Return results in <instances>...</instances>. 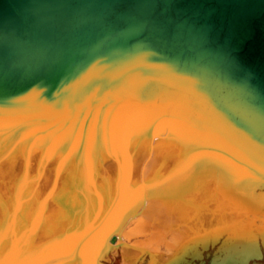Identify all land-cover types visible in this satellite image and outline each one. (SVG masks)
<instances>
[{"label":"water","instance_id":"water-1","mask_svg":"<svg viewBox=\"0 0 264 264\" xmlns=\"http://www.w3.org/2000/svg\"><path fill=\"white\" fill-rule=\"evenodd\" d=\"M149 152L259 223L162 264H264V0H0V264H100Z\"/></svg>","mask_w":264,"mask_h":264},{"label":"bare ground","instance_id":"bare-ground-1","mask_svg":"<svg viewBox=\"0 0 264 264\" xmlns=\"http://www.w3.org/2000/svg\"><path fill=\"white\" fill-rule=\"evenodd\" d=\"M155 139V138H154ZM153 139V140H154ZM161 160L153 158V152H149V155L143 157L140 168L138 170L137 178L142 184V173L147 172V184L143 186L144 189H140L137 198L132 204L127 206L126 210L121 217L116 218L114 226L120 230V236L117 233H113L108 238V243L111 245L109 252L96 251V257L100 264L104 261L112 259L111 262L117 258L118 250L120 251L121 258L119 264H162L164 260L170 255L180 251L183 248L179 246L182 242H187L190 239L196 238V236L203 237L208 234H218L224 232V234H232L235 232L234 223L244 222L242 225L246 227L242 228H256L257 224L247 219L246 221L238 218L226 219V217L214 214L208 208V206L201 201L196 191L204 189L203 182L193 180L171 181L170 178L174 177L171 172L159 173V167L161 166ZM115 168V166H114ZM113 175L101 179L97 182V189L102 193L103 198L107 199V202H111V194L106 193L108 189L106 185L114 183L116 177ZM170 177V178H169ZM113 178V179H112ZM164 180H169L171 185H163ZM173 179V178H172ZM167 182V181H166ZM147 185H150L159 189L160 192H147ZM128 187H125L121 191V201L124 204L129 197ZM141 188V187H139ZM113 194V189L111 190ZM107 194V195H106ZM179 197V207H174L170 201L171 197ZM108 206V205H106ZM108 208V207H106ZM105 210V209H104ZM25 215V212H24ZM108 214L103 213L97 218L99 222L102 220V227L111 225L107 220ZM240 225V224H239ZM23 223L20 224V230L23 231ZM100 230V231H101ZM179 247V248H178ZM216 248V245L209 247L205 251L209 253L210 248ZM188 251V250H187ZM210 254V253H209ZM198 261V260H196ZM195 261V263H196Z\"/></svg>","mask_w":264,"mask_h":264},{"label":"flooded vegetation","instance_id":"flooded-vegetation-1","mask_svg":"<svg viewBox=\"0 0 264 264\" xmlns=\"http://www.w3.org/2000/svg\"><path fill=\"white\" fill-rule=\"evenodd\" d=\"M215 251H216V248H215V247H214V248H210V249H209V253H210L209 255L212 256V255L214 254ZM120 258H121V254H120V251L118 250V254H117V258H116V260L119 261ZM207 260H208V259L205 257V264H207ZM263 261H264V260H263ZM198 262H199V261H196V264H198ZM257 262H259V261H257ZM179 263H180V262H179ZM144 264H147V263H144Z\"/></svg>","mask_w":264,"mask_h":264},{"label":"rangeland","instance_id":"rangeland-1","mask_svg":"<svg viewBox=\"0 0 264 264\" xmlns=\"http://www.w3.org/2000/svg\"><path fill=\"white\" fill-rule=\"evenodd\" d=\"M112 261V259L110 258V260H106V261H104L105 262V264H119L118 262L119 261H117V260H115V261H113V262H111Z\"/></svg>","mask_w":264,"mask_h":264}]
</instances>
